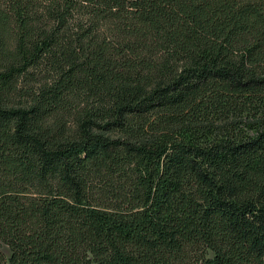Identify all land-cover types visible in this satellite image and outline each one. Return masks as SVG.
<instances>
[{
	"label": "trees",
	"instance_id": "obj_1",
	"mask_svg": "<svg viewBox=\"0 0 264 264\" xmlns=\"http://www.w3.org/2000/svg\"><path fill=\"white\" fill-rule=\"evenodd\" d=\"M0 264H264V0H0Z\"/></svg>",
	"mask_w": 264,
	"mask_h": 264
}]
</instances>
